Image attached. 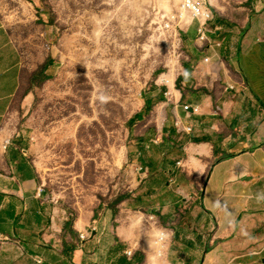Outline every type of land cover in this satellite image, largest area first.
<instances>
[{"label":"crops","instance_id":"crops-1","mask_svg":"<svg viewBox=\"0 0 264 264\" xmlns=\"http://www.w3.org/2000/svg\"><path fill=\"white\" fill-rule=\"evenodd\" d=\"M222 2L209 0L216 16L208 44L198 41L196 20L184 24L186 58L195 63L167 99L160 97L163 145L154 150L165 156L174 145L170 151L181 157L175 168L188 182L178 187L193 195L185 216L176 215L181 220L166 207L149 215L152 231L137 228L130 209L119 206L127 198L109 209V227L108 216L92 218L96 228L89 231V219L73 221L47 195L23 137L5 129L22 57L0 16V264H264V0Z\"/></svg>","mask_w":264,"mask_h":264},{"label":"rangeland","instance_id":"rangeland-1","mask_svg":"<svg viewBox=\"0 0 264 264\" xmlns=\"http://www.w3.org/2000/svg\"><path fill=\"white\" fill-rule=\"evenodd\" d=\"M205 6L216 16L209 0ZM179 12L178 0H0L22 57L5 129L23 137L47 195L73 221L89 219V231L96 228L92 218L108 216L109 227V209L124 198L119 206L144 231L157 228L149 215L160 208L181 220L191 202V189L184 195L178 187L188 186L175 168L180 152L168 144L165 156L154 150L163 145L160 97L167 99L182 70L195 63L186 58L191 44ZM147 101L155 103L152 112L132 123ZM175 195L186 202L173 204Z\"/></svg>","mask_w":264,"mask_h":264},{"label":"built area","instance_id":"built-area-1","mask_svg":"<svg viewBox=\"0 0 264 264\" xmlns=\"http://www.w3.org/2000/svg\"><path fill=\"white\" fill-rule=\"evenodd\" d=\"M179 1V16L178 20L180 24H187L189 18L198 21V41L205 43L209 41L208 35L213 32L211 23L214 20V14L212 11L205 6V0H178ZM184 109L188 111L192 110L193 113L198 112V108H190V106H185ZM191 128L187 129L190 132ZM165 239V234H162L161 240ZM132 255V252L127 254Z\"/></svg>","mask_w":264,"mask_h":264},{"label":"trees","instance_id":"trees-1","mask_svg":"<svg viewBox=\"0 0 264 264\" xmlns=\"http://www.w3.org/2000/svg\"><path fill=\"white\" fill-rule=\"evenodd\" d=\"M152 110V105L151 103H147L145 109L143 110V112H141L140 114H138L135 118L132 119V123H135L137 120L141 121L144 119V117L146 116V114H150ZM73 224V222L71 221V225Z\"/></svg>","mask_w":264,"mask_h":264}]
</instances>
